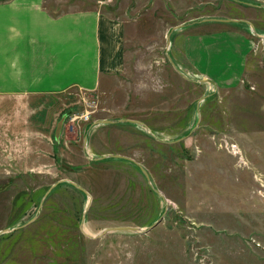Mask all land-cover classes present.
Returning <instances> with one entry per match:
<instances>
[{"label":"rangeland","instance_id":"obj_1","mask_svg":"<svg viewBox=\"0 0 264 264\" xmlns=\"http://www.w3.org/2000/svg\"><path fill=\"white\" fill-rule=\"evenodd\" d=\"M45 5L121 20L125 65L92 91L0 93V264H264V0Z\"/></svg>","mask_w":264,"mask_h":264},{"label":"crops","instance_id":"obj_2","mask_svg":"<svg viewBox=\"0 0 264 264\" xmlns=\"http://www.w3.org/2000/svg\"><path fill=\"white\" fill-rule=\"evenodd\" d=\"M190 25L178 29L181 32ZM188 40L189 34L177 45L185 49L187 63L176 57L174 62L180 67L189 64L191 71L198 72L202 64L190 52ZM124 50V23L101 10L54 15L45 0H0V93L48 95L73 87L95 90L105 73L123 70Z\"/></svg>","mask_w":264,"mask_h":264},{"label":"water","instance_id":"obj_3","mask_svg":"<svg viewBox=\"0 0 264 264\" xmlns=\"http://www.w3.org/2000/svg\"><path fill=\"white\" fill-rule=\"evenodd\" d=\"M205 20H219V21H236V19H230V18H214V17H210V18H206ZM182 26V24H180V25H177V26H174L173 27V30L174 29H178V28H180ZM169 40H170V37H169ZM170 59H171V56H170ZM171 61H172V63H173V65L175 66V68L177 69V71H179L180 73H182L183 75H185L186 76V74L185 73H183V71L180 69V68H178V66L176 65V63L174 62V60L173 59H171ZM204 80H206V79H204ZM204 98H202L200 101H199V104L201 103V101L203 100ZM199 106V105H198ZM123 121H132V122H135V123H140V124H143L141 121H138V120H133V119H122ZM99 122H103V123H109V122H111V120H108V119H104V120H100ZM61 125H62V121L59 123V126H58V131H60V128H61ZM185 137H180L178 140L180 141V140H182V139H184ZM107 157H122V158H127V159H131V160H133L132 158H130V157H128V156H126V155H121V154H109V155H104V156H102V157H100V159H103V158H107ZM134 161V160H133ZM135 163H137L136 161H135ZM137 165H139L138 163H137ZM140 168H141V170L144 172V174L146 175V177H147V179H148V181L152 184V181H151V177H150V174L148 173V171L144 168V167H142V166H140ZM62 181H68V182H70V183H72L73 185H75V186H77V187H79L80 189H83L80 185H78L77 183H75L74 181H71V180H68V179H62L60 182H62ZM58 183H55V184H53L51 187H50V189L48 190V192H47V194L57 185ZM153 188L156 190V192L157 193H159V190L158 189H156L155 187H154V185H153ZM83 191H85V189H83ZM85 193H87V191H85ZM160 194V193H159ZM83 217H85V215L83 216ZM163 218V216H161V217H159L153 224H151L148 228H146V229H144V228H142V227H137V226H128V225H126V226H115V227H109V228H106V229H104L103 231H102V233L101 234H98V235H96V236H101V235H103V234H106V233H108V232H110V231H115V230H132V231H137V232H142V231H149L150 229H152L153 227H155L160 221H161V219ZM9 230V229H8ZM83 231L85 232V230L83 229ZM2 231H0V233H1ZM86 233V232H85ZM91 236V235H90ZM96 236H91V237H96Z\"/></svg>","mask_w":264,"mask_h":264},{"label":"built area","instance_id":"obj_4","mask_svg":"<svg viewBox=\"0 0 264 264\" xmlns=\"http://www.w3.org/2000/svg\"><path fill=\"white\" fill-rule=\"evenodd\" d=\"M82 118H84L85 120H88L90 118V114L88 113V111L82 115Z\"/></svg>","mask_w":264,"mask_h":264},{"label":"bare ground","instance_id":"obj_5","mask_svg":"<svg viewBox=\"0 0 264 264\" xmlns=\"http://www.w3.org/2000/svg\"><path fill=\"white\" fill-rule=\"evenodd\" d=\"M88 113L91 115L90 111H88ZM109 120V119H108ZM112 122V121H111ZM236 147V146H235ZM235 149V148H234ZM236 150V149H235ZM238 152V151H237ZM122 155V154H121Z\"/></svg>","mask_w":264,"mask_h":264}]
</instances>
